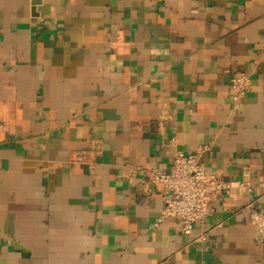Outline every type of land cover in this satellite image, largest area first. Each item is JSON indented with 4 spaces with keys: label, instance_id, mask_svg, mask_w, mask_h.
<instances>
[{
    "label": "crops",
    "instance_id": "obj_1",
    "mask_svg": "<svg viewBox=\"0 0 264 264\" xmlns=\"http://www.w3.org/2000/svg\"><path fill=\"white\" fill-rule=\"evenodd\" d=\"M198 146L264 184V0H0V264H264L260 188L153 226L166 191L135 170Z\"/></svg>",
    "mask_w": 264,
    "mask_h": 264
},
{
    "label": "built area",
    "instance_id": "obj_2",
    "mask_svg": "<svg viewBox=\"0 0 264 264\" xmlns=\"http://www.w3.org/2000/svg\"><path fill=\"white\" fill-rule=\"evenodd\" d=\"M250 79L247 75L231 76L228 86L232 102L237 103L245 98ZM207 148L198 146L193 153L184 154L175 151L168 172L150 169L135 170L141 177L142 192L148 193L152 185H158L166 191L164 206L153 226L158 227L164 220L176 219L181 235L192 236L194 226L202 224L211 212L212 196L229 197L232 192L251 194L260 188L264 195V184L252 186L245 182H225L209 174L202 158ZM244 208L249 210V223L257 231L259 242L264 244V208L257 209L253 201H247ZM206 241L204 232L195 237Z\"/></svg>",
    "mask_w": 264,
    "mask_h": 264
}]
</instances>
